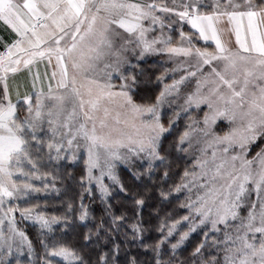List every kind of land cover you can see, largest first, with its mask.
I'll list each match as a JSON object with an SVG mask.
<instances>
[{
  "label": "snow or ice",
  "instance_id": "snow-or-ice-1",
  "mask_svg": "<svg viewBox=\"0 0 264 264\" xmlns=\"http://www.w3.org/2000/svg\"><path fill=\"white\" fill-rule=\"evenodd\" d=\"M0 22L15 37L0 50V264H11L8 257L25 247L32 264L33 244L18 227L17 211L39 228V264H88L64 237L88 223L83 197L92 195L93 183L111 220L106 228L102 218L82 242L100 240L102 231L103 239H114L126 219L133 240L142 242L153 227L145 229L142 218L150 189L126 185L115 171L134 157L146 162L149 178L154 167H164L161 181L172 183L152 187L161 203L177 201L167 212L159 204L152 209L158 239L142 246L154 253V264H264V0H173L172 6L164 0H0ZM175 24L178 35L166 34ZM150 54H164L172 67L155 77L154 96L138 100L145 74L139 62ZM39 65L43 74L33 72ZM25 70L31 89L13 99L9 75ZM166 104L176 107L168 127ZM202 106L203 115L190 117L162 151L173 121ZM173 150L182 168H171ZM81 158L77 179L69 165ZM41 165H54L56 174ZM132 175L139 180L141 173ZM49 177L42 187L34 182ZM56 181H67L65 190L80 186L78 205L73 196L56 215L41 210L46 204L16 203L31 193L59 192ZM112 195L125 197L131 217L110 211ZM77 207L74 217L67 214ZM197 231L199 242L179 256ZM119 251L113 244L112 264ZM96 264H110L109 254L100 252Z\"/></svg>",
  "mask_w": 264,
  "mask_h": 264
},
{
  "label": "trees",
  "instance_id": "trees-1",
  "mask_svg": "<svg viewBox=\"0 0 264 264\" xmlns=\"http://www.w3.org/2000/svg\"><path fill=\"white\" fill-rule=\"evenodd\" d=\"M186 30L189 31V27H185ZM141 64V67L145 69V74L143 79V83L140 85V90L136 94V98L139 100L141 99V90H146L147 95L151 94L154 96L156 91H159V83L155 81V77L158 73L163 71V67L161 64L157 63L155 60L147 59L144 61L139 62ZM146 95V96H147ZM180 129L177 130L174 134L168 133L166 135V138L171 141L173 138V135L175 136L178 134ZM168 142V141H167ZM165 145V144H164ZM169 145V144H168ZM174 170V168H172ZM76 173L80 175V170L76 169ZM163 174V171H154L153 176L151 178L143 177L140 179V181L136 180L134 177H131L128 175L129 179L125 178L120 173V179L129 186L132 187H138L141 191H143L145 188L150 189L149 192L146 193V203L143 208V221H144V228L148 229L149 225H152L153 227L151 230H147L143 234V240L136 241L133 240L132 231L129 227V225L132 223L131 219H126L124 223L120 224L119 228L111 234V236H114L115 238H109L107 240L103 239L104 232L102 231L100 233V240H97L95 237L92 238L91 242H82V235L85 231L88 229H92L95 231L96 224L101 221L103 218L105 227H108V224L111 220V216H108L104 212V204L101 203L100 197L96 194L95 190H92V195L90 199H87V203L90 206L91 215L88 219V223L83 224L80 227H77L74 231L70 230L68 231L66 237H64L65 240L68 242L75 243V245L82 249V253L84 255V259L88 262V264H96V261L98 260L99 253L100 252H106L109 254V262L112 264V255L110 252V249L112 248L113 244H119L120 245V251L117 254V258L115 261V264H127V262L135 258L137 261V264H149V261H152V264H154L155 261V255L154 253L149 250L145 249L142 246V243H151L155 239H158V236L155 233V225L158 222V218L152 214V209L156 208L159 204L160 207L163 209L164 212H167L171 210L172 204H175L177 201L173 200L172 203H161L159 200V194L156 191V188L152 187L153 182H156V187H160L161 184H163V187L166 189L168 187V184L172 183V180H168L167 183H164L161 181V176ZM118 189H115L114 192L118 193ZM73 195L76 197L80 196V187L77 189L72 190ZM67 194L59 193L56 196H44L41 199H34L43 201L44 204L47 205L46 208H43V211H46L47 213H56L57 215H60L61 213L65 212V202L64 199ZM108 203L112 205V208L110 211L115 213V215H120L121 212H127L128 216L131 217L132 215V208L127 205V202L125 201V197L123 195H112L109 199ZM78 205V203H77ZM78 211V208H76L73 212L67 213L68 215L75 216L76 212ZM163 214V212L161 213ZM178 215H183V212H179ZM175 218V217H173ZM78 224L80 222H77ZM25 233L29 237V239L32 241L34 253L37 255H41L43 252V248L41 246L40 240H41V234L36 229L35 226L29 224V223H22L21 224ZM198 243L197 236L190 237L186 244L183 246L182 251L178 253L179 256L187 257L188 254L191 252L192 248L195 246V244ZM97 244L100 245V247H97ZM165 248H167V245H165ZM170 249L165 252V257L169 254ZM164 258V257H162ZM39 260V258L37 257Z\"/></svg>",
  "mask_w": 264,
  "mask_h": 264
},
{
  "label": "rangeland",
  "instance_id": "rangeland-1",
  "mask_svg": "<svg viewBox=\"0 0 264 264\" xmlns=\"http://www.w3.org/2000/svg\"><path fill=\"white\" fill-rule=\"evenodd\" d=\"M164 2L167 3L168 6H172V4H173V0H164ZM175 2L177 4H179L180 0H175ZM204 2L205 3H209L210 0H204ZM169 19L172 20V21H175L176 18L175 17H169ZM187 26L188 25L185 23L184 26H183L184 31H188V30L185 29V27H187ZM179 28H180V25L179 24H175L174 29L172 30L171 33H168V29L167 28H165L164 31H165L166 34H171L173 36H176V35H178ZM157 31H159V29H157ZM232 45L235 46L234 36L232 37ZM200 46L201 47H214V45H212L210 43L206 44L204 42H200ZM147 59L155 60L157 63L161 64L162 67H163V70L165 68H171L172 67V64L167 62V57L164 54H150L147 57L143 58L141 61H144V60H147ZM205 70L207 71V69H205ZM172 78L173 77L171 75L168 76V80H171ZM112 82L113 83H119V80H118V78L114 77ZM140 93H141V97H145L147 95V91L146 90H141ZM204 110H205V108L203 106L199 110L196 109L195 107H193L191 112H189V113H187L185 115H180L176 120H174L170 130L162 136V142H163L162 151L168 147V144H170V142H173V141L176 140V138H178L180 132L183 131V129H184V127H185V125H186V123H187V121H188V119L190 117H195L197 115V112H199V115L202 116ZM175 112H176V107H172V106H169L167 104L163 106V108H162V123H164L165 127H168V121H169L170 117ZM178 129H180L179 130L180 132L178 134H176L175 136L173 135V138L171 139V141H169V139L166 138V135H168V133L174 134L175 132H177ZM261 143H264V141H261ZM258 147H259V145H257L255 148H253V151H256L258 149ZM64 163H67V162H64ZM82 164H83V159L81 158V160L79 162H73L71 165H69L72 168V171L75 172L77 179L79 178L80 175L76 173V169L80 170V174H81ZM183 164H184V161L182 159H179L176 156V154H175V152L173 150V152H172V160H171V168H174V169H176L177 167L182 168ZM146 167H147V164H146L145 161H142L139 158L134 157L128 163H122V162L121 163H117L115 171H116V174L119 177H120V173H121L127 179H129L128 175H130L131 177H134L132 175L133 172H140L141 173L140 179H141L143 177H147L146 175H144V169ZM155 170L156 171H158V170L159 171H161V170L164 171V167L162 165H157L156 167H154L152 169V172H154ZM41 171H51V172H53V174H56L57 170H56L54 165L53 166L41 165ZM140 179L138 181H140ZM34 182L39 184L42 187L44 183H51L52 181H51V177H49L47 180L34 181ZM67 183H68L67 181H56L57 187L60 188L59 192H57L55 190H52L50 192L31 193L28 197L22 199L21 201H17L16 203H19L20 207H26L29 204H36V203L44 205L43 201L34 200V199H41L44 196H56V195H58L61 192L63 194H67L65 199H64V202H65L64 204H65V209H66V207H67V203L66 202L69 201L70 199H72L73 196H74L72 190L75 189V188L77 189L78 187H80L78 184H75V185H72L70 189L65 190V187H63L62 185H66ZM104 183L109 186V188H110V190L112 192H114L115 189H118V188H116L115 185H113V183L111 181H109L107 179V177H105ZM91 188H92L93 191L95 190L96 194L99 196V194L97 192V189H96V186H95L94 183L91 185ZM74 197L76 198L77 203H79V197H76V196H74ZM90 197L91 196H89L87 193L84 194L83 199H84V203L85 204H88L87 203V199L88 198L90 199ZM78 211H79V208H78ZM51 214H56V213H51ZM15 215L17 217L18 227L19 228L24 230L21 224L22 223H29V224L35 226L36 229L39 231L38 226L35 225L30 220L23 219L21 217L19 211H17L15 213ZM181 231H183V229H181ZM201 235H202V232L201 231H197L196 233H193L190 237H193V236L196 237L197 236L198 242H199V240L201 239ZM173 239H175V237ZM186 242H185V244H186ZM37 257L39 258L40 255H37L33 251L32 264H39V260L37 259ZM2 258H3V251H0V259H2ZM8 260L11 261V264H30L29 257H28V254H27V247H25L22 252H16L14 250L13 253L8 257Z\"/></svg>",
  "mask_w": 264,
  "mask_h": 264
},
{
  "label": "crops",
  "instance_id": "crops-1",
  "mask_svg": "<svg viewBox=\"0 0 264 264\" xmlns=\"http://www.w3.org/2000/svg\"><path fill=\"white\" fill-rule=\"evenodd\" d=\"M14 38V34L11 32V30L8 29L2 22H0V50L3 48V42L10 43ZM37 70L43 74L45 71L44 65L37 66V68L33 69V72ZM8 86L9 90L12 92L13 99L16 98L17 92H19L21 96L26 94L31 89V80L29 78L28 72L26 70L21 71L14 76L10 74L8 78ZM2 91L3 83L0 82V93H2Z\"/></svg>",
  "mask_w": 264,
  "mask_h": 264
}]
</instances>
